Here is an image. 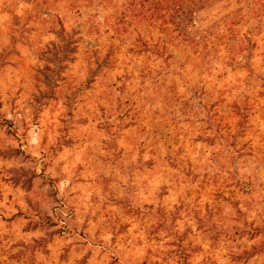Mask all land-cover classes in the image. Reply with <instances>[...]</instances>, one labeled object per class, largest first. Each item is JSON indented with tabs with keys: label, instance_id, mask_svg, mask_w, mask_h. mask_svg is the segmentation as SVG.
<instances>
[{
	"label": "rangeland",
	"instance_id": "1",
	"mask_svg": "<svg viewBox=\"0 0 264 264\" xmlns=\"http://www.w3.org/2000/svg\"><path fill=\"white\" fill-rule=\"evenodd\" d=\"M131 1L0 0V264H264V0Z\"/></svg>",
	"mask_w": 264,
	"mask_h": 264
},
{
	"label": "trees",
	"instance_id": "2",
	"mask_svg": "<svg viewBox=\"0 0 264 264\" xmlns=\"http://www.w3.org/2000/svg\"><path fill=\"white\" fill-rule=\"evenodd\" d=\"M182 1H185V0H132L131 1L132 3L129 2L130 3V4L128 3L129 6H126V8L124 9L123 14L125 15H123V17L126 16V12H125L126 10L127 12L130 13V15L133 18H135V16L140 18V20L146 18L150 20L151 22H153L154 26L156 25L166 26L167 24H170L172 22L171 16L175 17L176 13L181 14L185 10V7L179 3ZM197 1L198 0H188L189 3L193 4V6H195ZM192 11L196 12V10L194 9H192ZM123 17L121 16L119 17L121 23L125 22V18ZM241 17H243V14L241 15ZM237 25H233L231 27V30L235 34L239 33L240 22H237ZM182 26H180L179 24L177 25L179 29ZM181 30L185 31V29H182V28ZM237 30H238V33H237ZM167 43L168 42L166 41L164 37H160L158 41L157 40L155 41L154 43L155 47L153 48L152 52L156 54V56L160 57L161 55H163L164 48L166 47Z\"/></svg>",
	"mask_w": 264,
	"mask_h": 264
}]
</instances>
